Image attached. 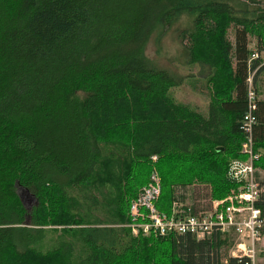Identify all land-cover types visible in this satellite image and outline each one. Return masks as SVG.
Returning a JSON list of instances; mask_svg holds the SVG:
<instances>
[{
  "label": "trees",
  "instance_id": "obj_1",
  "mask_svg": "<svg viewBox=\"0 0 264 264\" xmlns=\"http://www.w3.org/2000/svg\"><path fill=\"white\" fill-rule=\"evenodd\" d=\"M169 31L203 73L186 79L208 97L205 114L171 94L183 76L146 54ZM253 50H264L260 0H0V264H246L228 256L233 233L133 235L128 224L153 172L160 212L200 210L186 201L192 186L210 201L237 190L227 171L245 158ZM17 187L34 197L29 210ZM255 207L263 236L264 183Z\"/></svg>",
  "mask_w": 264,
  "mask_h": 264
},
{
  "label": "built area",
  "instance_id": "obj_2",
  "mask_svg": "<svg viewBox=\"0 0 264 264\" xmlns=\"http://www.w3.org/2000/svg\"><path fill=\"white\" fill-rule=\"evenodd\" d=\"M253 60H259L260 64L250 71L246 79L249 106L242 120L246 139L241 146V153L245 158L232 160L227 171L229 179L238 184L237 190L223 199L211 200L207 210L192 211L190 208L185 209L180 202L173 201L168 217L154 205L160 194V180L157 173L153 172L148 184L130 203L131 223L128 227L133 235H146L150 232L160 236L190 234L200 239L215 232H230L238 240L231 256L237 259L245 258L246 264H257L255 248L260 238L259 227L262 219L255 203L259 199L264 182L260 180V171L253 166L259 155L253 151L251 129L254 123L252 111L256 100L253 75L264 65V50H253L248 62Z\"/></svg>",
  "mask_w": 264,
  "mask_h": 264
},
{
  "label": "rangeland",
  "instance_id": "obj_3",
  "mask_svg": "<svg viewBox=\"0 0 264 264\" xmlns=\"http://www.w3.org/2000/svg\"><path fill=\"white\" fill-rule=\"evenodd\" d=\"M260 1L264 7V0ZM228 37L229 39H232L231 30L229 31ZM146 54L150 59L156 62L159 67H162L168 71L173 70L183 76L182 84L173 88L171 90V94L177 101L188 103L191 106L197 108V110H199L201 113L205 114L208 97L201 91L192 89L188 80L186 79L188 75H193L191 78H198L199 75H202L203 73L198 67L185 66L183 64L184 61L182 62L183 59L181 58V55H179V47L173 33L169 31L163 35L158 45H155L153 41H150L146 48ZM257 84L260 87L264 86V74L258 77ZM261 98H263V94H261ZM260 177V180H263L264 182V170L262 169L260 170ZM206 192L207 189L203 187H190L185 191L187 203L199 205L200 209L207 210L210 205V202L208 201L210 200L207 198ZM17 193L26 209L29 210L35 204V199L29 190L17 187ZM165 214L169 217L170 212ZM237 243L238 240L235 238L233 246L228 251V256H231V254L234 252ZM255 252L257 264H264V235L260 236L256 244Z\"/></svg>",
  "mask_w": 264,
  "mask_h": 264
},
{
  "label": "bare ground",
  "instance_id": "obj_4",
  "mask_svg": "<svg viewBox=\"0 0 264 264\" xmlns=\"http://www.w3.org/2000/svg\"><path fill=\"white\" fill-rule=\"evenodd\" d=\"M242 149V148H241ZM253 166H254V164H253Z\"/></svg>",
  "mask_w": 264,
  "mask_h": 264
}]
</instances>
